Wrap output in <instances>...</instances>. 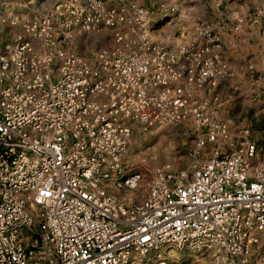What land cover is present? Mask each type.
<instances>
[{"label":"built area","instance_id":"built-area-1","mask_svg":"<svg viewBox=\"0 0 264 264\" xmlns=\"http://www.w3.org/2000/svg\"><path fill=\"white\" fill-rule=\"evenodd\" d=\"M51 1L60 23L49 17L28 30L54 51L22 36L0 49V264H162L170 247L264 264V158L254 142L190 174L156 170L141 201L143 175L123 167L132 123L203 119L179 83L215 84L217 70L196 51L181 67L149 43L94 62L67 53L54 46L57 26L103 21L95 0ZM201 34L214 41L209 29ZM219 133L224 126L197 147Z\"/></svg>","mask_w":264,"mask_h":264},{"label":"rangeland","instance_id":"rangeland-1","mask_svg":"<svg viewBox=\"0 0 264 264\" xmlns=\"http://www.w3.org/2000/svg\"><path fill=\"white\" fill-rule=\"evenodd\" d=\"M95 1L96 15L103 22L91 29L57 26L54 46L94 62L99 53L144 52L149 43L166 49L181 67L186 65L185 53L196 51L217 70L215 84L191 88L179 83L191 101L203 108V119L189 117L156 127L132 123L122 162L127 174L143 175L135 192L138 201L144 198L156 170L190 174L193 165L212 159L217 152L239 150L246 138L264 158V0ZM54 11L51 0H0V49L22 36L41 53L45 48L54 51L55 47L44 46L28 30L49 17L58 25ZM112 12L118 15L107 25L105 20ZM202 29H209L214 41L204 37ZM215 126H224L225 133L199 149V138ZM170 248L162 253V264H233L230 257L215 250Z\"/></svg>","mask_w":264,"mask_h":264}]
</instances>
